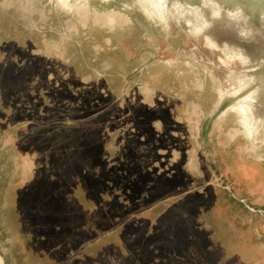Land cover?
Returning a JSON list of instances; mask_svg holds the SVG:
<instances>
[{
  "label": "rangeland",
  "instance_id": "obj_1",
  "mask_svg": "<svg viewBox=\"0 0 264 264\" xmlns=\"http://www.w3.org/2000/svg\"><path fill=\"white\" fill-rule=\"evenodd\" d=\"M82 2L0 0V264H264L221 192L241 185L221 153L247 140L215 116L241 95L264 118V0H90L128 27L78 23Z\"/></svg>",
  "mask_w": 264,
  "mask_h": 264
},
{
  "label": "crops",
  "instance_id": "obj_2",
  "mask_svg": "<svg viewBox=\"0 0 264 264\" xmlns=\"http://www.w3.org/2000/svg\"><path fill=\"white\" fill-rule=\"evenodd\" d=\"M220 97L222 98L220 100H224L219 105L218 116L221 115L220 120L230 124L231 121L225 119L226 117L237 114V117L240 118L239 122L235 124L238 126L231 128L228 132L226 137L228 145L233 141L236 142L241 136H244L247 140L246 145L237 148L235 152L237 156L229 157L228 153H221L229 162L231 160L229 166L236 170L240 179L238 183L241 184L237 185V187L225 182H223L225 184H221V192L229 200L228 203L230 204L227 203L229 208L237 209L238 211L236 215H233V222L239 225L237 228L241 237H236V239L233 237V239L252 240L256 235H258V239H261L264 238V161L261 159L264 147L261 146L262 140L260 141L259 134L261 133L263 136L264 133V118L260 117L256 112L255 105L257 103L255 102L249 104L239 101L237 104L223 108V104L228 100V97L222 95ZM236 107L244 108L245 115L243 117L239 114ZM232 131H235V136L232 135ZM219 143L221 146L218 144V148L226 149L228 147L221 139ZM219 158H221L220 155L217 160ZM217 172L216 175H218ZM247 247L253 249L251 244H247Z\"/></svg>",
  "mask_w": 264,
  "mask_h": 264
},
{
  "label": "bare ground",
  "instance_id": "obj_3",
  "mask_svg": "<svg viewBox=\"0 0 264 264\" xmlns=\"http://www.w3.org/2000/svg\"><path fill=\"white\" fill-rule=\"evenodd\" d=\"M101 1V3L102 4H107V3H109L111 0H100ZM127 1V0H126ZM132 1V0H131ZM169 4V2H168V0H157V2L154 4V6H157V7H161V6H167ZM94 5V4H93ZM96 5V4H95ZM113 5H115V4H113ZM98 6H99V4H98ZM189 6H190V3H188V2H186L185 4H181V3H179V2H174V4H173V7H174V9H182V11H184V9H186V8H189ZM105 7V6H104ZM112 7V6H111ZM126 7H128V5H126ZM62 8V7H61ZM98 8V7H97ZM103 8V7H102ZM109 8V7H108ZM58 10V9H57ZM87 11H90L89 12V14L91 15V14H93V13H97L98 15H102V17L101 18H103L104 19V16H106V19L105 20H103V21H108V25H110L111 23H116L119 19V21H121V22H123V25L125 26V25H127L128 23L130 24L131 23V25L133 24L132 23V20H131V18H130V16H129V14L125 11V10H116V9H112V10H107V11H103V12H100V11H98L96 8H94V9H92L91 8V5H90V0H83V2L82 3H79V4H77V5H73L72 7H71V13H77L76 14V21L78 22V23H80V22H82L83 20H84V18L85 17H87L88 16V19H89V15H87L88 14V12ZM116 14L118 15V17H119V19H118V17L116 16ZM87 15V16H86ZM114 15L117 17V19L114 17ZM96 16V15H95ZM100 16H99V18H100ZM91 17V16H90ZM96 17H98V16H96ZM95 17V18H96ZM70 18V17H69ZM91 18H93V17H91ZM99 18H96L97 20L99 19ZM87 19V18H86ZM87 19V20H88ZM93 20V19H92ZM117 20V21H116ZM89 21V20H88ZM87 21V22H88ZM91 21V20H90ZM96 21V20H95ZM85 22V21H84ZM87 22H85L86 24H87ZM98 22V21H97ZM101 22V21H100ZM120 22V23H121ZM124 22L126 23V24H124ZM128 22V23H127ZM93 23H94V21H93ZM96 23V22H95ZM94 23V24H95ZM103 23H105V22H103ZM117 23H119V22H117ZM116 23V24H117ZM93 24V25H94ZM100 24V23H99ZM98 24V25H99ZM105 24H107V23H105ZM105 24L102 26L101 25V28L102 27H104L105 26ZM128 24V25H129ZM69 30H75V31H78V29H77V25L76 24H74L73 22H72V20L69 22ZM88 25V24H87ZM86 25V26H87ZM95 25H97V24H95ZM119 25V26H118ZM118 25H116V26H118L119 27V29H120V31L121 30H123L124 29V26L122 25V23L121 24H118ZM123 26V27H121L120 28V26ZM128 25H127V27H128ZM187 25H189L190 27H192V26H194V24H193V22H191V21H189L188 23H187ZM81 26H84V23H83V25H81ZM107 26V25H106ZM111 26V25H110ZM115 26V27H116ZM130 26V25H129ZM109 27V26H108ZM126 27V26H125ZM106 30H107V28L106 27H104ZM103 28V29H104ZM116 29H117V27H116ZM116 29H113V28H111L110 29V31L109 30H107L109 33H107V34H114V32H117V31H119V30H116ZM64 38V36L62 37V39ZM132 38V37H131ZM62 39L59 41V42H54V41H52L53 43H51V42H49L48 40H45V43H46V45L48 46V50L50 51V52H52V53H56V55H61L62 53H64L65 51H67L68 50V48L65 46V44H64V42L65 41H62ZM66 38H64V40H65ZM105 42L108 44V45H110L111 44V39L110 38H106L105 39ZM66 43V42H65ZM95 49H96V51H98V52H100V50H101V47L100 46H96L95 47ZM11 52V51H10ZM155 75H157V74H155ZM163 77V76H162ZM197 85H196V87L197 88H199V89H202L203 88V86H204V84L202 83V81H200V79H198L197 80ZM144 91H146V92H148V93H150L149 92V90L147 89V88H145L144 89ZM240 97H241V95H238V96H235V97H230V98H228V100L223 104V108H225V107H228V106H230V105H232V103H235V102H238L239 101V99H240ZM236 109H237V111L239 112V114L243 117L244 115H245V110H244V108L243 107H236ZM188 112V111H187ZM204 112H203V109H202V106L200 105V104H193V103H191V105L189 106V121H190V123L192 124V126L190 127L191 128V134L195 137V138H198V136H199V134H200V128H199V126H198V124L200 123V120H201V114H203ZM225 119H229L230 121H231V123H233V124H236V123H238L239 122V120H240V118H238L237 117V114H232V115H230L229 117H226ZM179 120V119H178ZM180 121V120H179ZM241 123V122H240ZM158 125V124H157ZM194 125V126H193ZM159 127H161L160 125H159ZM263 136H264V133H263ZM261 146H263L264 147V140H262V143H261ZM196 151V148L193 150V151H189L188 152V166L190 167V168H194L196 171H199V162H198V159H197V153L195 152ZM175 154L177 155V153L175 152Z\"/></svg>",
  "mask_w": 264,
  "mask_h": 264
},
{
  "label": "flooded vegetation",
  "instance_id": "obj_4",
  "mask_svg": "<svg viewBox=\"0 0 264 264\" xmlns=\"http://www.w3.org/2000/svg\"><path fill=\"white\" fill-rule=\"evenodd\" d=\"M219 108H220V107H218V109H217V111H216V113H215V116H216V117H219V116H218ZM215 116H214V117H215Z\"/></svg>",
  "mask_w": 264,
  "mask_h": 264
},
{
  "label": "water",
  "instance_id": "obj_5",
  "mask_svg": "<svg viewBox=\"0 0 264 264\" xmlns=\"http://www.w3.org/2000/svg\"><path fill=\"white\" fill-rule=\"evenodd\" d=\"M238 4H240V6H241V2H238ZM244 4H247V3H244ZM249 5V4H248ZM242 7V6H241Z\"/></svg>",
  "mask_w": 264,
  "mask_h": 264
}]
</instances>
